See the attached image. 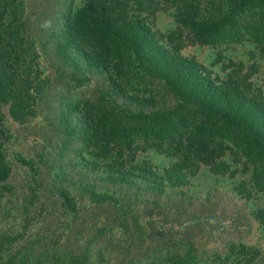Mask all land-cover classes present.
<instances>
[{
	"label": "trees",
	"instance_id": "trees-1",
	"mask_svg": "<svg viewBox=\"0 0 264 264\" xmlns=\"http://www.w3.org/2000/svg\"><path fill=\"white\" fill-rule=\"evenodd\" d=\"M61 1L31 0L30 7V0H0V111L8 107L15 122L25 123L42 104L55 136L52 164L43 156L34 163L17 157L35 174L32 183L25 180L23 220H41L14 236L0 232V264H161L159 257L142 262L143 254L132 255L134 247L143 250L153 217L162 220L161 207L185 223L215 220L209 190L189 209L190 183L201 167L225 178L247 164L248 180L235 181L233 191L247 201L258 197L253 216L264 227V85L255 82L256 62L226 58L207 68L171 53L129 14L151 0H82L77 7ZM172 1L177 23L197 44L244 41L251 59L256 53L264 59V0ZM42 55L57 84L39 71ZM131 78L143 85L133 86ZM69 81H93L94 89L69 100L62 87ZM5 135L0 128V189L11 194ZM142 153L169 162L152 166ZM41 165L49 169L46 183L38 180ZM46 189L58 209L40 205ZM237 245L239 252L231 244L223 262L241 255L244 264H260V252ZM200 262L193 249L167 264Z\"/></svg>",
	"mask_w": 264,
	"mask_h": 264
},
{
	"label": "rangeland",
	"instance_id": "rangeland-1",
	"mask_svg": "<svg viewBox=\"0 0 264 264\" xmlns=\"http://www.w3.org/2000/svg\"><path fill=\"white\" fill-rule=\"evenodd\" d=\"M62 2L63 0L60 3ZM29 3L31 7V0ZM60 3H58V6ZM65 4L67 7H77L82 5L83 1L76 0L71 3L70 0H66ZM35 10L38 11V9ZM176 12V5L172 0H151L143 8L133 5L129 14L137 16L149 25L157 41L171 53L193 59L207 68L216 61H219V66L227 63L226 58H231L234 61H248L249 64L255 61L257 64V71L254 74L255 82L264 85V59L257 53L255 59H251L249 46L243 43L244 41L219 46H201L193 39L191 30L177 23L175 19ZM170 35L171 42L167 41ZM39 65L42 76L49 79L52 85L60 82L53 65L46 56H40ZM131 81H133L131 82L133 86L143 85V83L136 85L137 79L132 80L131 78ZM68 84V86H62L65 88V98L78 102L90 96L95 83L92 81L85 85H78L74 81H69ZM36 110L35 117L25 123L15 122L9 116L8 107H4L2 112L0 111L3 117L0 128H4L6 134L3 151L11 165V175L6 183L8 184L7 188L11 190V194L4 190L6 188L2 192V189H0V232L5 231L11 236L21 233L23 226L30 229L39 228L37 223L41 220V217L37 216L27 217L23 220L22 207L28 203L30 194L25 180L30 179L32 183V177L34 178L35 174L27 166L16 161L17 157L22 156L32 162H38L39 156H43V159L47 161L46 164L48 162L52 164L55 154L54 147L50 143L52 138L55 141V136L51 131L52 127L46 115V108L42 107V104H38ZM72 148L76 152L79 149L77 143ZM73 151L70 150V152ZM62 154L64 157L67 155L64 152ZM140 157L148 158L150 164L156 167L169 162L153 153H142ZM233 168L235 172L230 175L236 173L235 178H231L230 175L225 178L214 177L207 168L201 167L197 177L191 180L189 194L192 197V207L189 209L191 210L193 206L200 204L202 195L206 190H209L210 197L215 203V205H212V210L215 212L213 222H209L207 225L194 222L185 223V217L171 215L172 209L169 213L165 207H161V210H163L161 211L162 220L153 217L155 223L152 228L149 226V229L146 230V244L143 246L142 251L134 247L132 249L133 257L136 256H134V253L143 254L142 262L150 261L153 257H159L160 262L163 261L161 264H167L169 257L173 259L174 254L182 255L184 251L194 249L196 257L201 261L198 264H237L238 262L244 264L246 259L241 255L236 256V258L230 256L229 261H222L225 260L227 249L231 244L237 246V252H239L238 246H240L237 244H242L255 252H260L261 255L256 262L264 264V227L253 216L254 210L261 208L259 199L254 196L249 201L243 200L233 191V188L238 184L235 181L248 180L249 166L239 164ZM49 175L47 166L41 165V175L38 180L46 183L49 181ZM48 191L49 189L40 192L42 196L40 205L43 204L52 208L55 205L52 204L51 195L48 194ZM56 209L58 208L56 207ZM36 211H38V208ZM167 212L168 214H166ZM178 219L182 226L179 225ZM154 230H158L160 233ZM117 231L118 227L114 226L111 233L118 237ZM160 242L161 244H159ZM190 242L192 248L187 246ZM217 257H220V259L217 260Z\"/></svg>",
	"mask_w": 264,
	"mask_h": 264
}]
</instances>
